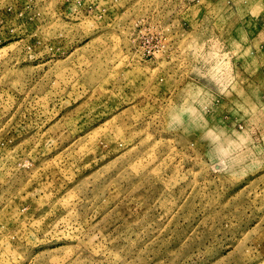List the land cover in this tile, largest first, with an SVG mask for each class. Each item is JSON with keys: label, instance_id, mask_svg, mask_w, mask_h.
I'll use <instances>...</instances> for the list:
<instances>
[{"label": "rangeland", "instance_id": "374dc122", "mask_svg": "<svg viewBox=\"0 0 264 264\" xmlns=\"http://www.w3.org/2000/svg\"><path fill=\"white\" fill-rule=\"evenodd\" d=\"M0 264H264V0H0Z\"/></svg>", "mask_w": 264, "mask_h": 264}]
</instances>
